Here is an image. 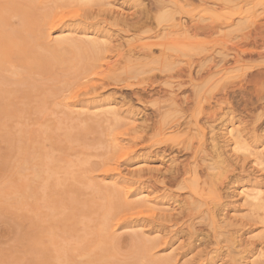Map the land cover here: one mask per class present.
Returning a JSON list of instances; mask_svg holds the SVG:
<instances>
[{"label":"rangeland","instance_id":"rangeland-1","mask_svg":"<svg viewBox=\"0 0 264 264\" xmlns=\"http://www.w3.org/2000/svg\"><path fill=\"white\" fill-rule=\"evenodd\" d=\"M0 264H264V0H0Z\"/></svg>","mask_w":264,"mask_h":264},{"label":"bare ground","instance_id":"bare-ground-1","mask_svg":"<svg viewBox=\"0 0 264 264\" xmlns=\"http://www.w3.org/2000/svg\"><path fill=\"white\" fill-rule=\"evenodd\" d=\"M234 131V130H233ZM230 132V131H229ZM233 145V144H232ZM235 152V151H234Z\"/></svg>","mask_w":264,"mask_h":264}]
</instances>
